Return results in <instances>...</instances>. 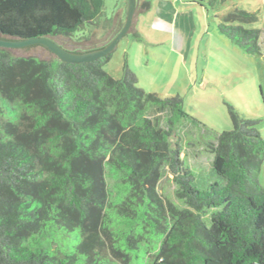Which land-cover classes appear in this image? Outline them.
<instances>
[{
    "label": "trees",
    "instance_id": "obj_1",
    "mask_svg": "<svg viewBox=\"0 0 264 264\" xmlns=\"http://www.w3.org/2000/svg\"><path fill=\"white\" fill-rule=\"evenodd\" d=\"M103 6L0 0V38L48 36L74 52L100 48L123 21L99 46L79 33L97 24ZM258 19L257 10L233 8L217 28L246 54L261 55V30L244 27ZM11 50L0 47V264H264L257 121L226 103L232 129L203 144L223 183L200 189L182 146L170 142L186 118L179 95L144 91L126 61L113 78L103 69L111 53L68 63ZM163 169L175 201L157 188Z\"/></svg>",
    "mask_w": 264,
    "mask_h": 264
},
{
    "label": "rangeland",
    "instance_id": "obj_2",
    "mask_svg": "<svg viewBox=\"0 0 264 264\" xmlns=\"http://www.w3.org/2000/svg\"><path fill=\"white\" fill-rule=\"evenodd\" d=\"M141 2H148L150 7L142 10L137 5L133 20L140 26L131 25L103 69L119 79L126 61L137 77V86L144 91L160 97L179 95L186 118L173 129L170 142L182 146L181 155L195 176L197 188L206 189L210 182L222 184L223 180L210 171L212 155L203 144L232 129L226 103L241 117L257 121L256 127L264 139V0H226L216 7L183 0ZM125 5L126 0H104L100 20L85 27L79 36H88L98 46L105 43L123 21ZM233 8L258 11V21L244 27L261 30V55L246 54L219 32V15ZM112 17L115 18L112 27L102 28L103 20ZM70 43L64 40L66 46L70 47ZM13 54L46 60L54 57L39 45L17 48ZM154 114L148 108L146 115ZM161 125L165 126L163 120ZM171 177L163 169L157 188L175 201ZM258 179L264 186V164Z\"/></svg>",
    "mask_w": 264,
    "mask_h": 264
},
{
    "label": "water",
    "instance_id": "obj_3",
    "mask_svg": "<svg viewBox=\"0 0 264 264\" xmlns=\"http://www.w3.org/2000/svg\"><path fill=\"white\" fill-rule=\"evenodd\" d=\"M126 1L127 4L125 18L121 28L104 46L100 48L85 52H74L62 47L48 36H36L26 39L0 38V47L12 49L11 51L12 53H14V50L17 48H23L31 45H39L47 49L50 53H52L55 57H57L60 61L63 62L81 63L96 60L107 54H110L115 49L119 40L128 33L132 25L137 0Z\"/></svg>",
    "mask_w": 264,
    "mask_h": 264
},
{
    "label": "crops",
    "instance_id": "obj_4",
    "mask_svg": "<svg viewBox=\"0 0 264 264\" xmlns=\"http://www.w3.org/2000/svg\"><path fill=\"white\" fill-rule=\"evenodd\" d=\"M141 3H142V2H141ZM141 3H140V0H137L136 7H137V5H139V4H141ZM126 4H127V2H126ZM125 12H126V5H125V7H124V13L121 14V17L123 16V19H122L123 21H124V18H125ZM133 19H134V16H133ZM135 23H136V24H135ZM135 23H134V20H133V21H132V28H134V27L136 28V26H137V27L140 26V25L137 24L138 21H136ZM140 24H141V22H140ZM134 25H135V26H134ZM137 31H138V30H137Z\"/></svg>",
    "mask_w": 264,
    "mask_h": 264
}]
</instances>
